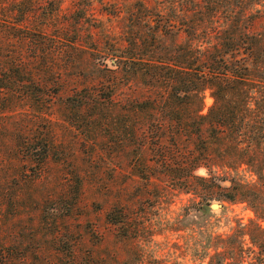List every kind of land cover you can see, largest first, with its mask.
Wrapping results in <instances>:
<instances>
[{"label":"rangeland","instance_id":"1","mask_svg":"<svg viewBox=\"0 0 264 264\" xmlns=\"http://www.w3.org/2000/svg\"><path fill=\"white\" fill-rule=\"evenodd\" d=\"M155 1L0 0V264H209L237 223L264 264V72L221 138L195 71L160 66L203 46Z\"/></svg>","mask_w":264,"mask_h":264},{"label":"trees","instance_id":"2","mask_svg":"<svg viewBox=\"0 0 264 264\" xmlns=\"http://www.w3.org/2000/svg\"><path fill=\"white\" fill-rule=\"evenodd\" d=\"M155 4L157 7L150 9L154 13L150 18L161 19L157 22L159 34L162 29H176L203 46L202 60L195 67L187 61L181 67L175 61L171 65L161 63L160 66L164 64L171 70H182L188 76L193 73L191 70L195 71L194 75L200 78L199 83L203 89L211 91L214 101L209 118L213 116V124L222 128L218 130L221 138L234 142L236 129L232 120L235 118V96L230 95L226 100L224 95L235 93L239 87L247 86L249 81L254 82L249 76L264 72V0H156ZM144 10L148 12L146 7ZM184 83L177 80V84ZM188 83L194 84V81L189 79ZM220 106H227L226 112H214ZM259 123L261 125H255L264 126V119ZM257 162L264 163V153L257 158ZM198 215L204 217L206 212L198 208ZM255 226L261 233L259 224ZM246 238L250 244L254 243L247 234V228L239 223L229 235L209 234L206 239L209 245L203 249L204 255H210L209 260H215L209 264H242Z\"/></svg>","mask_w":264,"mask_h":264},{"label":"water","instance_id":"3","mask_svg":"<svg viewBox=\"0 0 264 264\" xmlns=\"http://www.w3.org/2000/svg\"><path fill=\"white\" fill-rule=\"evenodd\" d=\"M222 206L218 205V204H211L209 206H207L206 209H203L202 208V212H206V210H209V211H217V210H222Z\"/></svg>","mask_w":264,"mask_h":264}]
</instances>
